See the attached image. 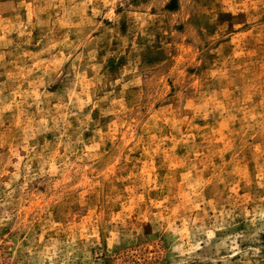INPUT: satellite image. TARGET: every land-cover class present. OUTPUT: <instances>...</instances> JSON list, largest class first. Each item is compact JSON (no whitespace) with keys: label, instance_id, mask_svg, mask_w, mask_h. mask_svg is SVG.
Masks as SVG:
<instances>
[{"label":"clouds","instance_id":"1","mask_svg":"<svg viewBox=\"0 0 264 264\" xmlns=\"http://www.w3.org/2000/svg\"><path fill=\"white\" fill-rule=\"evenodd\" d=\"M264 264V0H0V264Z\"/></svg>","mask_w":264,"mask_h":264},{"label":"rangeland","instance_id":"2","mask_svg":"<svg viewBox=\"0 0 264 264\" xmlns=\"http://www.w3.org/2000/svg\"><path fill=\"white\" fill-rule=\"evenodd\" d=\"M137 2L138 0H133V3ZM144 243V241L126 242L107 258L105 264H153L148 258Z\"/></svg>","mask_w":264,"mask_h":264}]
</instances>
